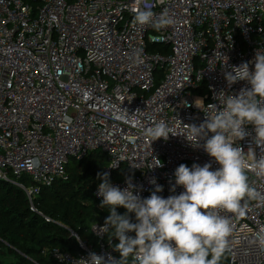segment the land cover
<instances>
[{
	"label": "built area",
	"instance_id": "obj_1",
	"mask_svg": "<svg viewBox=\"0 0 264 264\" xmlns=\"http://www.w3.org/2000/svg\"><path fill=\"white\" fill-rule=\"evenodd\" d=\"M145 2L155 17L167 11L175 23L159 31L134 24V0H0V182L23 189L32 207L43 187L68 180L72 158L92 151L107 154V173L127 170L111 183L131 185L141 199L157 187L163 198L183 192L175 183L180 164L220 167L204 150L211 132L195 144L184 134L222 110L226 96L250 89L247 81L229 85L225 73L243 62L253 70L256 52L264 51V0ZM156 122L172 130L167 140L143 134ZM245 131L235 145L252 164L264 150L254 126ZM247 175L264 195V177L251 169ZM97 193L98 187L94 194L103 200ZM220 214L233 226L230 263L264 264L256 238L264 201H251L243 216ZM103 227H92L98 245L73 233L82 248L77 255L57 247L45 252L56 264H85L90 253L118 260L102 242Z\"/></svg>",
	"mask_w": 264,
	"mask_h": 264
},
{
	"label": "clouds",
	"instance_id": "obj_2",
	"mask_svg": "<svg viewBox=\"0 0 264 264\" xmlns=\"http://www.w3.org/2000/svg\"><path fill=\"white\" fill-rule=\"evenodd\" d=\"M134 2V24L151 25L159 31L175 23L167 11L157 18L151 4L145 0ZM249 63L252 62L232 66L225 73V79L229 85L247 81L250 89L226 96L222 110L207 116L200 126L187 125L188 132L184 134L194 144L209 132L213 134L206 139L204 150L220 165L217 170H210L208 163L193 164L191 168L180 164L175 170V183L183 186L184 191L163 198L156 194L162 191L157 187L145 199L134 195L131 185L122 190L112 185L108 173H98L101 182L97 194L103 197L100 206H107L110 211L103 228L112 229L113 237L118 239L114 247L120 259L105 260L102 255L90 253L85 264H130L129 257L131 264H220L224 254L230 251L229 238L233 235L231 218L221 215L220 211L243 216L251 201H264V195L249 183L247 175L251 169L264 177V156L249 164L243 149L235 145V141L248 135L245 125L250 124L254 126L257 146L264 150V51L256 52L253 70ZM169 133L172 130L164 122H156L143 130L152 141L167 140ZM117 206L135 213L137 222H131L127 213L118 214ZM132 232L134 237L129 235ZM256 238L264 246V229Z\"/></svg>",
	"mask_w": 264,
	"mask_h": 264
},
{
	"label": "trees",
	"instance_id": "obj_3",
	"mask_svg": "<svg viewBox=\"0 0 264 264\" xmlns=\"http://www.w3.org/2000/svg\"><path fill=\"white\" fill-rule=\"evenodd\" d=\"M151 48L167 52L158 44ZM108 163L109 158L102 151H92L84 159L75 160L68 165V180L43 187L33 199V207L23 189L1 181L0 264H56L53 256L45 252L47 248L57 247L77 255L82 250L79 239L98 245L99 238L92 227L105 225L110 211L107 206H100L102 200L94 193L101 182L98 173H105ZM129 174L121 169L109 174V179L122 181ZM116 211L120 215L127 213L131 222H137L135 213H128L124 207L117 206ZM129 235L134 237L135 233ZM112 237L113 230L106 228L102 242L115 250L118 239ZM115 252L119 260L120 253ZM220 264H231L228 254H224Z\"/></svg>",
	"mask_w": 264,
	"mask_h": 264
},
{
	"label": "rangeland",
	"instance_id": "obj_4",
	"mask_svg": "<svg viewBox=\"0 0 264 264\" xmlns=\"http://www.w3.org/2000/svg\"><path fill=\"white\" fill-rule=\"evenodd\" d=\"M70 162H71V164H74V162H75L74 158H72V159L70 160Z\"/></svg>",
	"mask_w": 264,
	"mask_h": 264
}]
</instances>
